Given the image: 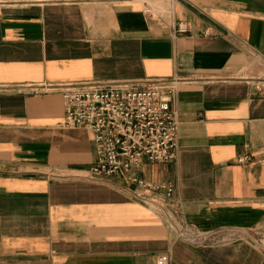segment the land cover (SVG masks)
Listing matches in <instances>:
<instances>
[{
	"label": "crops",
	"instance_id": "obj_1",
	"mask_svg": "<svg viewBox=\"0 0 264 264\" xmlns=\"http://www.w3.org/2000/svg\"><path fill=\"white\" fill-rule=\"evenodd\" d=\"M156 79L179 80L176 156L134 174L177 222L264 234V0H0V264H264V240L189 246L146 191L86 176L61 86Z\"/></svg>",
	"mask_w": 264,
	"mask_h": 264
},
{
	"label": "built area",
	"instance_id": "obj_2",
	"mask_svg": "<svg viewBox=\"0 0 264 264\" xmlns=\"http://www.w3.org/2000/svg\"><path fill=\"white\" fill-rule=\"evenodd\" d=\"M149 14V10H144ZM177 32H186L179 24ZM179 80L156 79L138 82H86L61 86L63 123L67 128L91 132L95 160L86 176L119 177L126 185L147 194L136 193L142 205L166 214L169 233L175 240L195 248L251 242L262 245L264 234L246 228L220 227L201 230L188 222L175 221L167 212L172 187L153 184L134 172L144 162L165 163L177 151L178 121L171 107ZM246 155L239 162H248ZM159 264H168L160 262Z\"/></svg>",
	"mask_w": 264,
	"mask_h": 264
}]
</instances>
